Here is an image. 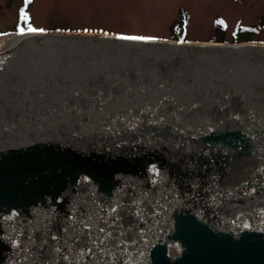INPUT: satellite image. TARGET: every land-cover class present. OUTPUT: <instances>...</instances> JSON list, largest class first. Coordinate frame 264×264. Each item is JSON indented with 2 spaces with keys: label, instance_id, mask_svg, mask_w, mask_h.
Returning a JSON list of instances; mask_svg holds the SVG:
<instances>
[{
  "label": "water",
  "instance_id": "water-1",
  "mask_svg": "<svg viewBox=\"0 0 264 264\" xmlns=\"http://www.w3.org/2000/svg\"><path fill=\"white\" fill-rule=\"evenodd\" d=\"M121 36L0 50V264H264V42Z\"/></svg>",
  "mask_w": 264,
  "mask_h": 264
},
{
  "label": "rangeland",
  "instance_id": "rangeland-1",
  "mask_svg": "<svg viewBox=\"0 0 264 264\" xmlns=\"http://www.w3.org/2000/svg\"><path fill=\"white\" fill-rule=\"evenodd\" d=\"M21 9L35 28L88 26L109 29L110 34L158 38H168L180 9H185L186 39L209 41L223 33L229 40L236 29L253 26L257 31L252 39L264 41V0H0V30L7 34L0 35V50L20 37L14 27Z\"/></svg>",
  "mask_w": 264,
  "mask_h": 264
},
{
  "label": "trees",
  "instance_id": "trees-1",
  "mask_svg": "<svg viewBox=\"0 0 264 264\" xmlns=\"http://www.w3.org/2000/svg\"><path fill=\"white\" fill-rule=\"evenodd\" d=\"M179 16H180L179 17L180 19L172 24V30L168 38H174V39H185L186 38L185 36L186 34L184 32V26L188 18L187 11L185 9H180ZM27 23L30 24L29 20ZM18 26H23L27 28V25L26 24L23 25L21 20H19V23L17 25H15L14 30L18 29ZM53 29H63V30L87 29L90 31H104V32L109 31V29H106V28L88 27V26L87 27L86 26L74 27V28H71L69 26H57V27H53ZM255 30L253 26H244V27L236 29L234 33L231 34V37L229 40H227L226 36H224L223 33H220V32H218L220 34L212 36L210 40L229 41V42L230 41L232 42V41L252 40V35L255 33ZM0 33H2L1 30H0Z\"/></svg>",
  "mask_w": 264,
  "mask_h": 264
},
{
  "label": "snow or ice",
  "instance_id": "snow-or-ice-1",
  "mask_svg": "<svg viewBox=\"0 0 264 264\" xmlns=\"http://www.w3.org/2000/svg\"><path fill=\"white\" fill-rule=\"evenodd\" d=\"M29 0H25V3H28ZM28 14L26 12H24L23 9H21V13H20V20L24 21L25 24H27V28L25 29V27L23 26H18V33L19 34H24L25 31L27 30L28 32H43L44 29L42 28H34L31 26V24H28ZM218 23H222V21H218ZM85 31H87V29H85ZM0 35H7L6 33H0ZM105 35H108V33H105ZM121 39H128V40H153L156 39V37H151V36H121ZM114 211V209H113ZM101 231H103V229H101Z\"/></svg>",
  "mask_w": 264,
  "mask_h": 264
}]
</instances>
